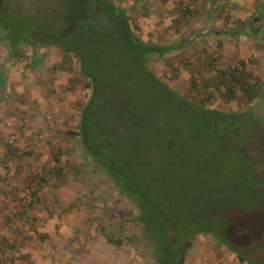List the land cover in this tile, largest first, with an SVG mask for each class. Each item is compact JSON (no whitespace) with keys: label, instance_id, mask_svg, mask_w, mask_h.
<instances>
[{"label":"rangeland","instance_id":"obj_1","mask_svg":"<svg viewBox=\"0 0 264 264\" xmlns=\"http://www.w3.org/2000/svg\"><path fill=\"white\" fill-rule=\"evenodd\" d=\"M112 1L129 15L135 37L161 45L170 36L163 25L175 21L178 28L187 9L195 5V0L180 1L181 9L169 0ZM65 4L78 13L86 6L85 0L0 3L3 11L11 13L14 6L17 14L27 13L40 26L59 25ZM29 5L35 7L33 14L29 7L24 12L19 9ZM222 6L219 20L239 19L231 4L224 1ZM177 28L175 34L180 35ZM106 31L98 46L84 49L87 58L82 69L90 76L79 72L82 66L75 55H65L54 44L25 40L13 54L0 33V162L7 185L21 183L14 186L19 203L7 201L5 213L0 209L2 258L10 264H158L150 243L117 247L102 235L103 225L139 215L140 208L95 163L81 137L70 134L78 131L82 108L88 102L92 112L103 106L106 93V111L83 126L99 150L114 152L119 163H128L143 191L176 218L181 230L194 234L178 250L182 264H264V59H251L252 53L264 48L224 60L220 68L229 72L232 65L245 63L252 79L257 78L249 102L241 95L225 99L226 87L231 86L227 82L205 101L213 91L204 80L208 75H198L196 64L187 63L184 56L199 51L202 43L185 52L152 53L145 71L123 42L120 46ZM97 70L108 74L103 83V75L97 74L100 92H94L91 77ZM193 82L199 85L194 87ZM115 100L131 109L113 120L109 106L122 109ZM201 108L214 111L217 123L211 125L209 116L197 111ZM241 111L255 115L256 133L233 127L230 137H223L220 112ZM24 120L27 133L18 131ZM13 131L16 138L10 142ZM5 152L10 155L7 162L2 160ZM37 186L39 197L32 195L33 200L25 203L21 193L28 188L32 194ZM8 211L14 215L6 216Z\"/></svg>","mask_w":264,"mask_h":264},{"label":"trees","instance_id":"obj_2","mask_svg":"<svg viewBox=\"0 0 264 264\" xmlns=\"http://www.w3.org/2000/svg\"><path fill=\"white\" fill-rule=\"evenodd\" d=\"M0 3H2V0H0ZM85 4L86 6L79 8V13L78 10L72 7L69 8L66 4L63 5L62 8H66L64 12H62L63 14H61L64 20H62L59 25L49 24L44 26L37 25L35 21L33 22L34 18L28 17L27 13L25 15L21 13L17 14L16 11L18 8L14 6L11 8V13H7V10L3 11V6L0 5L1 38L7 39L10 52L13 54L19 50V45L25 40L29 41L30 44H54L62 49L65 55H75L78 58L80 66H82H79L81 70H79V72L87 76L89 73H84L85 70L83 71L82 69L83 62L87 58L84 54V49L89 46H98V42L102 39V34L105 33L106 30L110 33L109 38L118 41L119 45L123 42L122 46L131 52L134 61H138L145 71H148L146 66V62L149 58L148 55L153 53L161 56L163 53L172 50V48L177 50L181 46L180 43L176 45H161L154 42H146L135 37L133 35L129 15L122 7L115 5L112 0H85ZM24 8H28L27 10L30 14H33L35 10V7L32 5L23 6L19 9L24 12ZM193 13V10L187 9L185 15L188 17L192 16ZM18 16L23 18L26 17V19L22 20ZM67 33H70V35H67ZM74 34L78 36H74ZM98 48L95 47L96 50ZM36 54L37 53H34V55ZM220 59L221 57L219 58V56L213 57L210 55L207 61L208 68L205 75H208V77L204 80L209 82L213 91H210L203 100H210L213 92L218 91L220 87L227 82V84L231 86L226 87L225 99L233 98L235 95H241L249 102V99L251 100L254 97V93L252 92H255L253 88H256L254 86L257 82V78L252 79L251 73L246 70L243 61H241L238 66L230 69L229 72L225 70L221 72L222 60ZM98 72L100 71L97 70L95 72L96 75H91L94 83V92L101 91L100 88L97 87L98 82L96 81ZM102 75L101 83H103V81L106 82L105 76L108 74L102 72L101 76ZM198 75H200V73H198ZM194 83L195 82H193L194 87L199 85H195ZM202 84L204 85V83ZM85 86L88 87L87 84H85ZM172 92L175 94L173 90ZM115 96L116 95H113V97ZM102 99L105 100L104 105H97L94 107L95 109L93 112L90 109L92 107L90 106V102L82 108L78 131H73L70 134L81 137L89 153L93 156L95 163H98L109 176L116 179L120 191L126 194L128 198L140 208V214L128 218H118L115 221L103 225L100 231L107 242L117 247L122 244H135L136 242L145 243L146 241L150 243L153 246V253L157 256L158 264H182L178 250L180 247L186 246L182 241L185 240L186 237L191 238L194 234L184 229L181 230V224L177 222L176 218L167 215L168 211L166 208H159L160 205L157 204V200H153L146 191H143L141 183L135 177L128 163L124 161L119 163V158L115 157L114 152H112V154H105L104 151L102 152L99 150V146L90 140L88 130L83 126V123L87 120L98 118L103 111H106L104 108L107 102H109L108 95L105 93ZM116 101L117 100H115V103ZM117 103L120 108L122 107V109L118 111L112 110V107L109 106L108 111L112 114L113 118L114 115H116V117L122 115L123 117L124 114L126 115V109H131L127 104H123V102L117 101ZM197 111L207 117L209 116V118L212 117L211 119L207 118L211 125L217 123L214 121V118L216 119L217 116V114H214V111L212 112L207 108H201ZM220 114L223 116V120L219 122L221 123L219 132H225V134L222 135L223 137L225 135L230 137L228 131H231L233 127L237 132L242 133L243 131H248L250 133H256V127L252 124V119L255 118L253 113L241 111L239 113L220 112ZM113 120H115V118ZM224 126L227 127L225 128ZM242 158L246 164H249L248 159ZM249 166H251L252 169L254 167L252 164ZM246 173L248 175V172ZM43 178L45 179L44 176ZM33 190L32 195L34 199H37L40 187ZM126 230H133V232L127 233ZM217 235L220 237L222 233ZM237 252L238 251H236V253ZM238 258L242 261L245 260V258L240 255Z\"/></svg>","mask_w":264,"mask_h":264},{"label":"crops","instance_id":"obj_3","mask_svg":"<svg viewBox=\"0 0 264 264\" xmlns=\"http://www.w3.org/2000/svg\"><path fill=\"white\" fill-rule=\"evenodd\" d=\"M180 1L182 0H169L168 4H171V6L174 5L177 9L180 8ZM224 1L231 4L233 9L238 13V20H231V22H229V20H219L217 16L222 11V4ZM165 3L167 2L164 1L163 4ZM146 6L145 9H149L152 3ZM193 12L192 16H185V20L178 23L180 24L178 28L176 24H174L177 23L175 21H169V23L163 25V27L164 30L169 31L167 33L170 35L167 37L168 39L164 45H176L179 43L181 45L179 49L175 50L172 48L169 52H185L188 51L186 49L194 43H202L199 51L195 52L194 50H190L189 54L187 53L184 55L186 56L185 61L187 63L189 62L192 64L194 62V64H196V72L206 74L208 68L207 61L210 55L213 57H221L220 60H222V62L224 60L231 61L234 58L242 57L249 53L250 50L264 48V0H195ZM176 28L178 31L180 30V35L175 34ZM190 54H192V56H190ZM2 155L4 156L2 160L7 162L8 156L10 155H8L7 152L2 153ZM4 170L0 162V200L2 201H0V209L2 212H4L3 205H10L7 201H10V203H19L20 195L18 196L15 194L14 191L16 189L14 186L18 187V185L21 184L8 186L7 182L3 179ZM11 215H14V213H10V211L6 214V216ZM220 261L227 263V260L224 259ZM220 261L219 263H221ZM200 262L203 261H199L198 264H207L206 262ZM0 264L10 263L6 262L0 254ZM234 264L238 263L234 262Z\"/></svg>","mask_w":264,"mask_h":264},{"label":"built area","instance_id":"obj_4","mask_svg":"<svg viewBox=\"0 0 264 264\" xmlns=\"http://www.w3.org/2000/svg\"><path fill=\"white\" fill-rule=\"evenodd\" d=\"M264 59V51H261V52H258V53H252V57L251 59ZM235 66L232 65V68H234ZM20 129H18L19 132H23V133H27V125H26V121L24 120V123H22L21 126H19ZM15 131H13V133L11 134V138H10V142L11 141H14L15 138H16V135H15ZM21 143H22V140H20ZM15 172V170H12L10 171V174H13ZM42 172V169H39L38 170V173L41 174ZM14 175V174H13ZM46 179H49L50 175H45L44 176ZM22 196H23V200L25 201V203H30L32 200H33V197H32V194L30 192V190L28 188L24 189V192L22 193Z\"/></svg>","mask_w":264,"mask_h":264},{"label":"flooded vegetation","instance_id":"obj_5","mask_svg":"<svg viewBox=\"0 0 264 264\" xmlns=\"http://www.w3.org/2000/svg\"><path fill=\"white\" fill-rule=\"evenodd\" d=\"M222 134L224 135L225 133L222 132ZM239 153H240V152H239ZM243 157H244V156H243ZM244 158L247 159V156H245ZM248 165H250V163H249ZM252 165H253V163H252ZM182 243L186 244L187 242H186L185 240H183Z\"/></svg>","mask_w":264,"mask_h":264},{"label":"water","instance_id":"obj_6","mask_svg":"<svg viewBox=\"0 0 264 264\" xmlns=\"http://www.w3.org/2000/svg\"><path fill=\"white\" fill-rule=\"evenodd\" d=\"M179 254H180V252H179Z\"/></svg>","mask_w":264,"mask_h":264}]
</instances>
